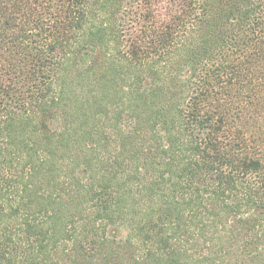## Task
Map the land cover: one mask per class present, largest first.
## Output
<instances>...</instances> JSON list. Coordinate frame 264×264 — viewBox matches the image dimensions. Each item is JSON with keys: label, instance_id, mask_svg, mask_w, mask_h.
<instances>
[{"label": "trees", "instance_id": "obj_1", "mask_svg": "<svg viewBox=\"0 0 264 264\" xmlns=\"http://www.w3.org/2000/svg\"><path fill=\"white\" fill-rule=\"evenodd\" d=\"M0 264H264V0H0Z\"/></svg>", "mask_w": 264, "mask_h": 264}]
</instances>
